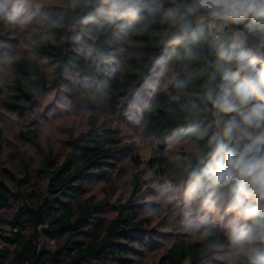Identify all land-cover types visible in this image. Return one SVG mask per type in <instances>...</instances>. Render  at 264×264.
Returning a JSON list of instances; mask_svg holds the SVG:
<instances>
[{
  "label": "trees",
  "instance_id": "16d2710c",
  "mask_svg": "<svg viewBox=\"0 0 264 264\" xmlns=\"http://www.w3.org/2000/svg\"><path fill=\"white\" fill-rule=\"evenodd\" d=\"M101 6V0H81L76 6L72 0H58L33 9L42 23L34 50L54 66L51 79L37 62L9 56L6 36L12 31L0 14V105L30 118V128L19 137L39 154L33 168L25 162L15 176L0 168V264H135L134 247L143 246L152 234L139 172L129 180L128 197L111 203L123 178L117 160L127 155L135 168L140 166L132 145L122 143L117 130L99 127L91 114L86 130L68 133L62 153L41 146L32 118L34 102L63 80L62 72L74 102L82 91L91 101L84 107H105L127 122L137 119L140 135L154 142L148 164L160 177L178 180L183 187L187 166L196 163L195 149L206 144V138L194 135V122L212 120L201 97L213 59L210 51L192 59L171 43V23L162 18L147 28L129 20L109 23L100 16ZM192 47L206 49L203 44ZM7 64L11 80L2 94ZM174 141L195 146L182 153L181 170L164 154ZM4 146L0 129V156ZM98 184L102 199L90 193ZM223 238L175 242L154 264H198ZM234 264H249L248 257H238Z\"/></svg>",
  "mask_w": 264,
  "mask_h": 264
},
{
  "label": "clouds",
  "instance_id": "9594fccd",
  "mask_svg": "<svg viewBox=\"0 0 264 264\" xmlns=\"http://www.w3.org/2000/svg\"><path fill=\"white\" fill-rule=\"evenodd\" d=\"M101 5L100 16L109 23L129 20L142 28L157 18L171 23V43L192 59L210 51L201 97L212 120L194 122V135L206 144L195 149L196 163L187 166L182 196L194 212L233 213L229 238L249 264H264V0H101ZM19 14L6 18L14 21ZM34 16L24 15L21 23ZM199 44L206 49L194 51ZM157 192L168 204L181 189L166 181Z\"/></svg>",
  "mask_w": 264,
  "mask_h": 264
},
{
  "label": "rangeland",
  "instance_id": "374dc122",
  "mask_svg": "<svg viewBox=\"0 0 264 264\" xmlns=\"http://www.w3.org/2000/svg\"><path fill=\"white\" fill-rule=\"evenodd\" d=\"M56 4H58V0H7V2L4 1L5 14L1 15V19L8 22L12 31L6 36L10 40L9 56L11 58L25 56L37 62L49 79L53 76L54 66L34 50L38 43V39L36 40L34 37L39 33L42 23L33 9ZM17 11L20 14L16 20L9 21L6 18L7 14ZM29 13H35L32 22L21 23L23 16ZM67 77V74L62 72L63 80L56 87L47 89L34 102L32 118L35 122L39 142L44 149L62 153L66 149L65 141L68 133L86 130L88 116L94 114L99 127L117 130L121 142L132 145L140 166L135 168L133 159L127 155L121 156L117 160L115 166H123V178L120 183H117V194L111 203L117 198L128 197L130 193L129 180L133 174L139 172L144 182L142 189L145 192L144 198L149 206V211L159 210L155 216L148 215L152 234L144 239L143 246L134 247L138 254L134 258V263L154 264L159 254L173 243L182 240L204 242L210 235L223 236L222 240L224 241L214 245L210 254L198 264H234L238 257H244L240 246L229 238V224L234 214L192 211L183 199L180 181L160 177L148 164L155 145L152 140L140 135V123L136 121L137 119L130 118L128 123L119 118L114 111L105 107H84V104L91 101L90 97L82 91H78L76 94L79 102H74L70 98V83L65 80ZM10 80L11 70L7 64L3 69L5 89L2 94L7 92ZM28 128H30V118L18 116L3 109L0 105V129L5 140L4 151L0 156V168L14 176L22 168L23 163H29L33 168L39 160L36 148L19 137V132ZM194 149L195 146L191 142L174 141L165 149L164 154L175 167L181 170L185 166L182 153ZM166 181H170L175 187L181 189L177 199L168 204L158 198L157 192V189ZM102 188L103 186L98 184L90 193L96 199H102L104 194ZM105 214L110 216L113 213L108 208Z\"/></svg>",
  "mask_w": 264,
  "mask_h": 264
},
{
  "label": "built area",
  "instance_id": "2783aa9c",
  "mask_svg": "<svg viewBox=\"0 0 264 264\" xmlns=\"http://www.w3.org/2000/svg\"><path fill=\"white\" fill-rule=\"evenodd\" d=\"M230 27H232V26H230Z\"/></svg>",
  "mask_w": 264,
  "mask_h": 264
}]
</instances>
